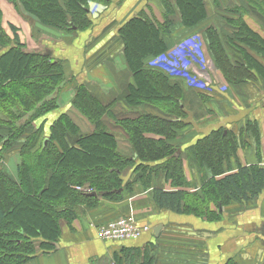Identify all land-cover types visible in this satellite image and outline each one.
Returning a JSON list of instances; mask_svg holds the SVG:
<instances>
[{"label": "trees", "instance_id": "1", "mask_svg": "<svg viewBox=\"0 0 264 264\" xmlns=\"http://www.w3.org/2000/svg\"><path fill=\"white\" fill-rule=\"evenodd\" d=\"M10 1L48 28L82 31L92 23L88 8L91 0ZM177 3L183 23L190 30L188 34L202 33L207 55L227 82L239 85L256 78V74L264 78V65L259 61L264 57V37L241 19L240 13L235 16L222 12L227 15H222L225 29L221 30L218 23L206 21L204 0ZM165 8L167 17L161 25L138 14L121 27L124 55L132 71V81L121 96L104 103L88 86H76L72 106L93 123L94 130L81 133L70 114L62 112L52 123L47 142L44 139L39 145L37 120L60 106L56 97L49 96L60 89L65 73L59 65L62 63L50 56L51 51L45 54L27 50L12 22L9 35L0 6V49H4L0 52V129L8 136L0 148V160L18 139L30 133L21 153L25 159L17 165L15 177L0 163V264H25L54 250L62 234V221L69 224L70 217L76 216L72 205L64 210L59 205H95L101 196L120 199L124 188L132 189L130 180L124 182L131 168L146 187L151 186L154 175H163L173 186L181 187L173 191L155 187L154 199L159 207L211 220L221 218L212 204L221 209L233 201L247 203L264 191V168L243 165L238 160V147L245 144L243 134L219 126L202 134L182 153L173 143L183 120L176 115L186 111L181 100L184 87L207 93L209 90L192 88L183 77L149 65L153 57L166 50L164 35L173 24L169 15L174 8L168 1ZM228 45L235 57L229 54ZM245 130L258 138L255 122L248 121ZM69 133L76 137L72 144L68 142ZM118 135H125L130 142L129 153L120 150ZM3 139L0 132V142ZM184 153L193 167L212 174L202 194L182 187ZM232 157L237 159V170L226 172ZM93 192L96 195H89ZM25 244L31 253L17 254ZM226 264L238 263L230 259Z\"/></svg>", "mask_w": 264, "mask_h": 264}, {"label": "crops", "instance_id": "2", "mask_svg": "<svg viewBox=\"0 0 264 264\" xmlns=\"http://www.w3.org/2000/svg\"><path fill=\"white\" fill-rule=\"evenodd\" d=\"M167 1L174 8L173 14L169 15L173 24L168 28L170 32L164 35V52H167L180 38L188 37L190 31L183 23L177 0H106L104 6L92 4V23L80 32L40 26L45 33L44 38L50 37L53 40L48 44L52 57L66 60L76 78L75 82L88 86L102 102L109 103L121 96L132 81V71L124 55L125 41L120 32L121 27L138 14L147 15L161 25L167 17ZM254 1L260 5L264 2ZM204 3L207 8L206 21L218 23L221 30L225 29V18L219 14L220 6L235 3L250 8L247 0H204ZM0 6L3 21L15 22L20 12L13 1L0 0ZM20 8L21 15H30ZM222 12L225 10L222 9ZM245 16L256 27L261 23L264 30V18L248 14ZM34 22L35 28L32 31L40 38L39 22ZM254 30L264 37L262 29ZM42 45L47 43L42 42ZM259 61L264 65V57H259ZM201 73L210 80L227 85V89L215 87L207 93L184 85L186 92L181 99L182 107L191 111L189 123L193 121V126L188 127L186 122L184 128L178 131L179 135L173 143L179 148V153L185 151L202 134L224 126L245 137V144L237 150L241 164L264 168V78L256 74V78L239 85L230 84L213 61ZM65 82L60 88L63 89ZM65 94L61 91L57 95L59 104L65 102L64 108L59 107L46 113L42 121L39 119L40 123L44 122L43 128L48 134L55 119L73 107V95L68 91ZM198 108V112L194 111ZM248 121L256 123L258 138L248 130L243 131ZM75 122L80 126V132L94 130L93 123L87 118L84 129L78 121ZM67 137L70 144L76 141L74 135L73 139ZM118 142L122 152L131 151V144L125 135H118ZM183 160V189L202 194V187L212 174L198 166L193 167L185 153ZM230 170H237V159L234 157L226 172ZM133 171L131 168L124 175V182L130 180L132 189L124 188L120 199L101 196L95 205L86 202L60 204V210L72 205L76 216L70 217L69 224L62 221V234L54 250L41 253L25 264H226L230 259L238 264H264V191L247 203L233 201L221 209L212 204L211 208L221 213V218L211 220L192 213H182L171 207H159L154 199L155 187L169 191L181 187L173 186L163 175H154L151 186L146 187L140 179H136ZM119 216H131L140 225H150L151 229L137 239L106 241L99 238L97 227Z\"/></svg>", "mask_w": 264, "mask_h": 264}, {"label": "rangeland", "instance_id": "3", "mask_svg": "<svg viewBox=\"0 0 264 264\" xmlns=\"http://www.w3.org/2000/svg\"><path fill=\"white\" fill-rule=\"evenodd\" d=\"M257 1H259V0H257ZM249 2H251V3H249ZM247 3L246 4L248 6H250V8H244L243 4H235V3H229L228 6H225V5L224 6H220L221 9L219 10V14H221V15H227V14L222 13V9L225 10V12L226 11H229L232 15H235V16H239L237 14L240 13V16L242 17L241 19H244V21L252 29L255 28L258 31H261V29H262V31L264 32L261 23H260V26H257L256 27V25L251 24L248 21L249 19H246V16H245V14H248V16H252V17H256V18L263 19L264 18V2H263V5L262 6L257 5L254 0H250V1L247 0ZM92 4H97V5L104 6L106 3H105V1H97V0H91V1H89L88 8H89V12H90L89 13L90 18H92V16H93ZM219 4L220 3H218V5ZM15 8L21 13V11H20L21 8H20L19 5H17ZM20 13L17 14L16 21L13 22V24L18 28L19 34H20V37H21V41L26 44L27 50L36 51V52H44L45 54H47V53L49 54V52L47 51V49H49L50 46H48V44H50L51 41H53V40L50 37H48V39L44 38L45 33H43L44 31L42 30L43 28L40 26V23H39V27L41 28V29L39 28V36H40V38H38L35 35V33L32 31L35 28L34 27L35 22H34L33 18H31L28 15H21ZM214 13L215 14H218L217 11H215ZM231 17L234 18V16H231ZM9 23H10V21H8L7 23L4 22V25H5L6 30L8 31V33H10L9 35H12V31L10 30ZM215 23L216 22H214V23H211L210 22L211 25H214ZM221 24H223V23L221 22ZM73 32H80V30L73 31ZM32 33H34V35ZM42 42L47 43V45H42L41 46V43ZM227 48H228V50L230 52L229 54H231L232 57H235V55L232 52V50L230 49L229 45L227 46ZM3 51H4V49L1 48L0 49V52H3ZM49 51H51V50L49 49ZM51 54H52V52H51ZM50 56H52V55H50ZM54 60L59 61V62L62 63V65L61 64H59V65L61 66V69L64 70V73H65L64 74V77H65V80L64 81H66V82H65V84L63 86V89L60 88L55 93L51 94L49 96V98L56 97V99L58 101L59 98H58L57 95H58V93L60 94L61 91H62V93L64 95H66L65 93L68 91V92H70L71 96L73 95V97H74L75 88L79 84H77L78 82H75L76 81V78H74V75H72L73 73L69 70L68 63L66 62V60H61V59H57V58H55ZM64 105H65V102L62 101V104H60L59 107H63ZM198 110H199V108L197 110H194V111L198 112ZM67 112L70 113V116L74 120H76V121H78L80 123L82 129L85 128V122H86V117L85 116L83 117L78 112V110L76 108H74V107H72ZM190 112L191 111H188L187 110V111H185V113H183L181 115L180 114L176 115L177 117L179 116V117H182L183 118L182 123H180V128H178L177 131H181V129L184 128V122L185 123L187 122L189 124L188 127L193 126V121L191 123H189L190 120H191V117H189L190 116ZM192 113H193V111H192ZM42 117H40L39 119L41 120ZM39 119L37 120V124H38L37 127H39V129H40L39 132L41 134L39 136V145H40V143H42V141L44 139H46L47 137H50V133L48 134V133L45 132V130L43 128L44 122H41L40 123L39 122L40 121ZM0 132L3 133V137H4V139L0 142V148H3L5 142L8 139V136L6 134V131L0 129ZM28 134H30V133H26L21 139H18L16 141V143L12 145V147H10L7 151H5L4 154H3L4 156H3L2 160H0L1 165L4 166V169L7 171V173L9 175H12L13 174V177H15V175H16L15 171H16L17 165L20 163V161L22 160V158L25 159L24 153H23V155L21 153H22L23 148L25 149L24 145H27V142L29 140ZM178 135H179V133H178ZM68 136H69L70 139H73L74 138L71 133H69ZM176 140H178V139H176ZM27 249H28V246L25 244L24 247H21L20 248V250L17 252V254H20L22 256H26V255H28V253H31Z\"/></svg>", "mask_w": 264, "mask_h": 264}, {"label": "built area", "instance_id": "4", "mask_svg": "<svg viewBox=\"0 0 264 264\" xmlns=\"http://www.w3.org/2000/svg\"><path fill=\"white\" fill-rule=\"evenodd\" d=\"M212 62L206 53L205 42L200 33H194L178 41L170 50L153 57L149 65L154 66L171 76L183 77L188 86L203 90L218 87L226 90L227 85L219 84L203 75ZM91 191L89 187H77ZM151 226L140 225L131 216H119L97 227V235L106 241L137 239Z\"/></svg>", "mask_w": 264, "mask_h": 264}, {"label": "water", "instance_id": "5", "mask_svg": "<svg viewBox=\"0 0 264 264\" xmlns=\"http://www.w3.org/2000/svg\"><path fill=\"white\" fill-rule=\"evenodd\" d=\"M50 54V53H49ZM45 142H47V139H46V141ZM180 151V150H179ZM89 195H96V193L95 192H93V193H91V194H89Z\"/></svg>", "mask_w": 264, "mask_h": 264}]
</instances>
